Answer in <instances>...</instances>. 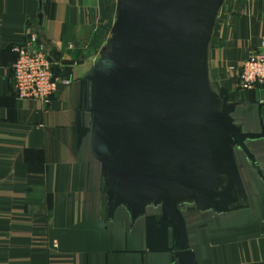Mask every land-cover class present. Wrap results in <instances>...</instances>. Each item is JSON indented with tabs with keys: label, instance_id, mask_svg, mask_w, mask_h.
<instances>
[{
	"label": "crops",
	"instance_id": "crops-1",
	"mask_svg": "<svg viewBox=\"0 0 264 264\" xmlns=\"http://www.w3.org/2000/svg\"><path fill=\"white\" fill-rule=\"evenodd\" d=\"M121 9L122 0H0V264H179L172 226L157 224L161 205L134 216L123 203L156 181L150 154L115 149L99 124L101 65ZM28 32L70 81L48 104L14 90L13 48ZM263 33L264 0H222L204 51L212 89L248 133L264 127V86L241 90L239 75ZM249 146L262 176L236 148L242 190L218 187L219 212L179 203L198 264H264V140Z\"/></svg>",
	"mask_w": 264,
	"mask_h": 264
},
{
	"label": "water",
	"instance_id": "water-1",
	"mask_svg": "<svg viewBox=\"0 0 264 264\" xmlns=\"http://www.w3.org/2000/svg\"><path fill=\"white\" fill-rule=\"evenodd\" d=\"M221 2L122 0L120 35L99 76L97 113L106 143L144 151L156 166V181L123 203L134 216L161 205L157 224L172 226L179 264H198L179 203L193 199L219 212L218 187L223 196L242 190L236 148L262 176L249 143L264 140V127L241 130L235 106L222 102L209 82L204 51ZM213 131L220 143L214 151Z\"/></svg>",
	"mask_w": 264,
	"mask_h": 264
},
{
	"label": "built area",
	"instance_id": "built-area-1",
	"mask_svg": "<svg viewBox=\"0 0 264 264\" xmlns=\"http://www.w3.org/2000/svg\"><path fill=\"white\" fill-rule=\"evenodd\" d=\"M16 60L12 66L13 85L17 97L22 100L48 104L61 86L70 84L58 76L50 52L36 32H28L23 41L13 48ZM264 86V33L260 46L244 62L239 75L241 90H254Z\"/></svg>",
	"mask_w": 264,
	"mask_h": 264
},
{
	"label": "rangeland",
	"instance_id": "rangeland-1",
	"mask_svg": "<svg viewBox=\"0 0 264 264\" xmlns=\"http://www.w3.org/2000/svg\"><path fill=\"white\" fill-rule=\"evenodd\" d=\"M221 109H222V107H220L218 110H221ZM212 133H213V135H214V137H213V138H214L215 140H214V141H213V140H211V141H212V143L214 142L215 144H213V146H212L211 150H213V151H214V150H216V149H217V148H216L217 144H220V143H219L218 139H217V138H216V136H215V135L217 134V132H216V131H213ZM212 143H211V144H212ZM213 156H214V155H213Z\"/></svg>",
	"mask_w": 264,
	"mask_h": 264
},
{
	"label": "trees",
	"instance_id": "trees-1",
	"mask_svg": "<svg viewBox=\"0 0 264 264\" xmlns=\"http://www.w3.org/2000/svg\"><path fill=\"white\" fill-rule=\"evenodd\" d=\"M54 70H55V68H54ZM55 72H56V70H55ZM56 74H57L58 76H60L57 72H56Z\"/></svg>",
	"mask_w": 264,
	"mask_h": 264
}]
</instances>
